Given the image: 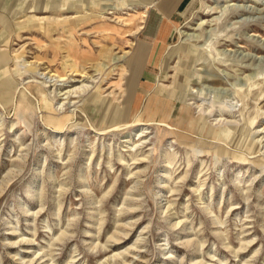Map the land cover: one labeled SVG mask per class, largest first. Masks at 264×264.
<instances>
[{"label": "rangeland", "instance_id": "374dc122", "mask_svg": "<svg viewBox=\"0 0 264 264\" xmlns=\"http://www.w3.org/2000/svg\"><path fill=\"white\" fill-rule=\"evenodd\" d=\"M0 264H264V0H0Z\"/></svg>", "mask_w": 264, "mask_h": 264}, {"label": "crops", "instance_id": "0c3cea01", "mask_svg": "<svg viewBox=\"0 0 264 264\" xmlns=\"http://www.w3.org/2000/svg\"><path fill=\"white\" fill-rule=\"evenodd\" d=\"M184 11H186V10H184ZM184 19H186L185 15H183L182 20H184ZM142 27L143 28L140 29L138 32L139 34H138L137 40H139L141 37H143L144 34H145V39L149 40V33H148V31H146V27H144V24ZM165 30H166V24H164L162 27H160L158 33L155 35V39L150 41L151 42L150 47L152 49V53L146 54L147 49H148V47H147L148 45L147 46L146 45L140 46L141 51H145V56H137L136 59L138 58V61H139V59H141L142 61H162L163 60L162 59L163 54L165 53L166 50H168L169 47H167V46H169V41L173 35V33H170L171 34L170 38H169V33L167 36H165ZM129 61H132V56L129 58ZM151 71L154 72L153 70H151Z\"/></svg>", "mask_w": 264, "mask_h": 264}, {"label": "bare ground", "instance_id": "6f19581e", "mask_svg": "<svg viewBox=\"0 0 264 264\" xmlns=\"http://www.w3.org/2000/svg\"><path fill=\"white\" fill-rule=\"evenodd\" d=\"M6 1H8V0H6ZM4 2V1H3ZM8 3V2H7ZM20 5H22V3L20 4ZM5 7H6V4H5ZM18 8V7H17ZM16 8V9H17ZM21 8V7H20ZM31 10H33V8H30ZM35 9V8H34ZM8 10V9H7ZM3 11H4V9H3ZM146 17V16H145ZM130 23V22H129ZM143 26V25H142ZM133 27V26H132ZM143 27H141L140 29H142ZM132 29H134V27L132 28ZM135 30V29H134ZM139 33L137 32L136 33V35H138ZM62 37V36H61ZM110 40V39H109ZM111 40H114V39H111ZM85 42V41H84ZM134 46L136 45V44H133ZM64 46H65V48L67 49V51L68 52H70L65 58H68V59H75L76 58V55H77V57H78V53H77V48L78 47H76V45H75V42L73 41V40H71L70 42H68V43H65L64 44ZM56 56H57V54H56ZM132 56V54L130 55V57ZM130 57H128V60H129V58ZM140 58V57H139ZM113 59V58H112ZM124 60L125 59V57H121V58H119V60L118 61H120V60ZM138 60V59H137ZM139 60H141V59H139ZM144 60V59H143ZM115 61V60H114ZM60 77H62V76H60ZM80 77L81 78H83L84 80L83 81H85V79H86V74L85 73H83L82 72V75H80ZM62 78H64V77H62ZM60 81H68V79H61ZM73 81V80H72ZM82 81V82H83ZM77 82H80V81H77ZM82 87H85V88H87L86 86H82ZM84 89V88H83ZM80 90V89H79ZM81 92H82V90H80ZM75 92V91H74ZM78 92V91H77ZM74 95V94H73ZM69 96H70V93H69ZM144 133V132H143ZM139 137H141V138H143V137H145V135L144 134H142V133H139ZM127 253V252H126ZM120 255V254H119ZM137 260V259H136Z\"/></svg>", "mask_w": 264, "mask_h": 264}]
</instances>
